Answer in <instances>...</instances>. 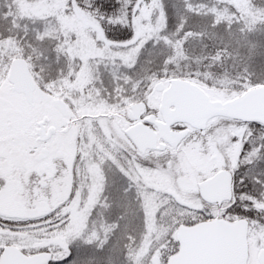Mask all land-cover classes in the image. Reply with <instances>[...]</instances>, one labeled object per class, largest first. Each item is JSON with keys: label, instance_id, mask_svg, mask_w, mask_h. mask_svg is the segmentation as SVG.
Segmentation results:
<instances>
[{"label": "snow or ice", "instance_id": "snow-or-ice-1", "mask_svg": "<svg viewBox=\"0 0 264 264\" xmlns=\"http://www.w3.org/2000/svg\"><path fill=\"white\" fill-rule=\"evenodd\" d=\"M0 264H264V0H0Z\"/></svg>", "mask_w": 264, "mask_h": 264}]
</instances>
